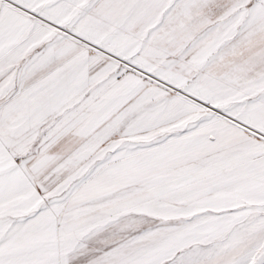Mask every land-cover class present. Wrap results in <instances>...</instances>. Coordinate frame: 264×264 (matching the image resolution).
<instances>
[{
	"label": "snow or ice",
	"instance_id": "obj_1",
	"mask_svg": "<svg viewBox=\"0 0 264 264\" xmlns=\"http://www.w3.org/2000/svg\"><path fill=\"white\" fill-rule=\"evenodd\" d=\"M0 264H264V0H0Z\"/></svg>",
	"mask_w": 264,
	"mask_h": 264
}]
</instances>
